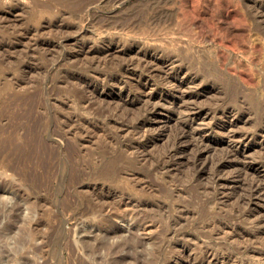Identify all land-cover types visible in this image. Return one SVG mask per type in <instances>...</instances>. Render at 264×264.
Instances as JSON below:
<instances>
[{
  "label": "rangeland",
  "instance_id": "374dc122",
  "mask_svg": "<svg viewBox=\"0 0 264 264\" xmlns=\"http://www.w3.org/2000/svg\"><path fill=\"white\" fill-rule=\"evenodd\" d=\"M192 1L202 15L196 26L187 13ZM215 1L0 0V264H172L177 252L184 248L194 254L202 242L264 264L258 257L251 260V254L242 255L241 249H264L263 240L241 241L238 247L227 233L215 232L211 240L206 238L211 229L201 230L206 220L217 225L240 215L242 210L235 215L230 211L234 199L212 203L213 193L197 185L190 161L183 163V157L174 159L171 173L153 166L160 163L182 119L168 109L174 99L180 101L179 95L170 94L160 76L144 87L139 70H119L183 68L205 87L215 82V89L206 90L195 87L201 82L195 81L187 92L203 91L198 105L217 109L215 117L198 120L215 126L206 138L215 147L216 161L227 148L223 128L228 121L244 133L255 121L252 107L264 109V17L258 29L248 15L258 5L263 12L264 1L230 0L238 17L250 18L243 23L224 22ZM216 24L228 38L239 39L241 51H225V63L219 58L223 50L215 38ZM254 40L261 51L250 46ZM108 49L114 54H99ZM148 53H157L156 59ZM226 67L252 74L254 84H239ZM87 76L93 79L85 82ZM104 76H119L122 83L108 91L101 86ZM236 81L247 102L245 113L242 118H222L218 108L230 106L227 98ZM141 86L155 95L149 103H158L162 113L152 117L148 129L125 130L124 119L142 116L148 95L130 102L122 90ZM86 93L89 105L76 102ZM118 103L128 112L116 115ZM112 117L118 125L110 122ZM141 142L148 145L139 152L135 147ZM260 150L257 141L239 148L249 161L257 159ZM201 180L208 179L204 175ZM257 207L264 212V200Z\"/></svg>",
  "mask_w": 264,
  "mask_h": 264
},
{
  "label": "bare ground",
  "instance_id": "6f19581e",
  "mask_svg": "<svg viewBox=\"0 0 264 264\" xmlns=\"http://www.w3.org/2000/svg\"><path fill=\"white\" fill-rule=\"evenodd\" d=\"M216 1H215L216 2L215 4L217 5V8L223 13V18H221V19H223L224 22L231 23L230 21L233 20L236 22L238 21V22L243 23L246 20L250 19V18L247 19L245 14L238 17V15H240V14H238V12H236V11H238L237 9L234 10L231 8L232 6H230L231 5L230 0H216ZM263 1L264 0H261V2H263ZM260 4H262V3H260ZM195 5H196V3H195ZM195 5H194V2L192 1L190 8L187 6V8H189L187 13H189L188 15L191 17V25H194V26L197 25L198 17H202V15L199 16L200 13L199 14L197 13V8ZM248 10H250L249 7H248ZM199 11H200V9L198 10V12ZM249 13L250 14H248V15H250L251 18H253V19H251V20H253L252 22H254L255 25L258 24V26H256L257 28L258 27L261 28L262 27L261 21L259 19L264 17V14H263L264 11L262 12V10H260V7L258 5V7L255 6V9L251 10ZM250 16H248V17H250ZM80 19H82V18H80ZM243 25L244 24H242V26ZM227 35L228 34L223 30V27H221L220 24L215 25V38H216V41L219 43V47L223 50V51H221V54H219V58L222 59L223 63H225L223 58H222V57H224L225 51L226 52H232V53L241 51V49L239 48V43H238L239 39L237 41V40H235V39H237V37L235 39H233V38H228ZM232 37H235V36H232ZM253 42L254 43H252V44L250 42V44H251L250 46L252 47V49H256V50L259 49L260 45L258 46V43L257 42L255 43V40ZM263 44H261V45H263ZM130 48L132 49L133 47L130 46ZM112 50L114 52H120L121 51V50L114 49V48ZM112 50L111 49H108L105 51L102 50V51H100L99 54H112V53L114 54V52H111ZM124 50H122V51H124ZM94 51H93V54H94ZM147 55H148V57L150 55L151 58L156 59L154 57L157 55V53H155V55L148 53ZM160 55H159V57L161 58ZM146 60H148V59H146ZM149 62L155 63L156 60H149ZM146 63H147V66L148 65L150 66V63H148V62H146ZM166 63L167 62H165V64ZM155 64H158V63L156 62ZM172 64H173V62L171 61V63H168L167 66L172 65ZM130 69H137L140 71L141 76L140 75L139 76L143 77V79L146 80L145 84L143 85L144 87L150 83V79L153 76H155V75L160 76L162 79V86H165L167 88L166 90L170 94H172L174 97H177L179 95V98H180V101L179 100L177 101L176 99H174L172 101V106L168 107V109L170 112L177 113V115L178 114L182 115V119H180V121L177 123L178 128L176 127L177 130L175 129L176 131H175L174 138H173V140L171 139L172 143H169L170 145L168 144L166 146V148H164L165 150H164V153L161 155V160L159 161L160 163L153 165V166H156L158 168V172L171 173L175 167V166H173L174 159L177 158V156L183 157V159H184V160H182L183 163H185V161L186 162L190 161L189 162L191 164L190 167H192V169H193L192 175H193L194 179L196 181H198L197 185H200V187L202 186L204 191H210L211 193H213V195H212L209 192V195L211 194V196H212L210 199V201L212 203L213 202L215 203V201H218V203L224 204V203L230 201V199H232V200L234 199V202L232 205L233 207H232V209H230V211L232 210V213H234V215H235L237 210H242L240 215H238L239 217L236 216V218L235 217L233 218V215L230 214V215H232V218H231V216L228 215L230 217V220L228 223H226V222L225 223H218L217 225H215L214 223L206 220V223L203 225V223L199 221L200 224L202 223V225H203V227H201L202 225L200 226L202 228L201 230H204V229L206 230V228H207L208 230L211 229V231H212V232L208 231L206 238L211 239V240L215 239V232H216L219 234L221 233V236H222V234L227 233V235L233 241V243L234 242L237 243L236 245H238V243L240 244L241 241L242 242L247 241V243H249L248 241H252L253 239L258 240V241L263 240L261 243H264V212L259 207H257V204L260 201L264 200V109L257 108L259 110L256 111L254 109V107H252L253 108V115H252V112H248L249 117L252 118L251 117V115H252L254 118L252 120H255V121L254 122L251 121L252 122L251 124H253L252 125L253 127L250 128L251 130H249L247 132H244V133L238 132L239 130H236L234 128L236 125H234V123L231 122V120L228 121L229 123H227L226 126H224V128H223L224 131L226 130V136L228 139L227 148L224 150V152L222 153L221 156L219 155L220 157H218V159L215 161V147L214 146L212 147L206 138L207 133L209 134V133L215 131V126L211 125V123H210V125L207 127V124L202 125L203 124L202 122H201L202 124H199L198 120H199V118H202V116L215 117V115L217 114V112H216L217 109H215L214 107L213 108L204 107L205 105L202 108L198 105L197 102L200 100L199 99L200 95H201L200 93H203L202 90H201L202 92H200L198 90L187 92L188 91L187 90L188 85L192 84V86H193V83L195 81L196 82L199 81L200 78L198 76L191 78V76H190V75H192L191 71L187 70L186 72H184L183 68H160V67L159 68H154V67L152 68V66H151V68H120L119 70L126 73ZM119 72H118V74H119ZM227 74L229 77L230 76L233 77V75H234V77L237 76V78H239V80H238L239 84L240 83L242 85L244 84V87L249 86V85L252 86L254 84V79H253L252 74H249V73H246L243 71L238 72L237 69L233 71V69L230 70V68L229 69L227 68ZM91 77L92 76H87L84 81L86 82V81L90 80L89 78H91ZM92 79H93V77L91 78V80ZM100 82H102L101 86H103L104 88L108 87V91H113V88H109V87H112V85L120 86V84L122 83L119 76H113V77L104 76V78L101 79ZM238 82L236 81L233 83L238 84ZM208 83H211L210 87H208V86L205 87L206 84H203L202 81L200 83L196 84L195 87L198 86L202 89L206 88V90L215 89V82L209 81ZM238 85H236L235 87L231 86L232 87L231 95L229 96V98H227L229 100V102H231L230 106L225 107L222 111H220L219 110L220 108H218V112H221L220 116L222 118H226V117H228V119H229V117H231V118L232 117H234V118L239 117L240 118L245 113L244 105L246 106L247 102L245 103V99H244L245 97H241L242 91H240L241 87H240V85L239 86ZM143 86H141L139 88L138 87H131L130 89H123L122 90L123 97L130 100V102L138 99L139 96L148 95V99L146 98L148 103H147V106L144 108L143 115L137 119L135 118L134 120H131L132 118L130 120H128L127 119L128 117H126L124 119V121L127 122V127L125 130L135 129V131H136L137 130L136 128H140V127H144L146 129H148L151 127L150 121L152 120V117H156L157 114L162 113V110L157 107L158 103L154 104L155 101H153V103H149L152 99H155V95H153V93L149 94V92H146V89ZM185 88H186V90L184 92ZM87 93L84 94V96H82L79 100L77 99L78 101H76V102L84 104L85 106H86V104L89 105L91 98ZM240 100L242 101L241 103H240ZM222 102L224 103V101H222ZM221 103H219V104H221ZM263 103H264V100H263ZM123 104L118 103L117 106L115 107L116 115L118 113L119 114L122 113V115H124L125 111H127V110H125V111L123 110L124 109V106L122 107ZM196 105L198 107H196ZM258 107H259V105H258ZM248 110H249V108H248ZM112 113H113V111H112ZM134 115H136V114H134ZM217 117H219V116H217ZM112 119H114V117H112L111 120L109 119L110 122L113 123L114 126L118 125L117 122H115V121L113 122ZM124 124H125V122H124ZM121 126L124 127V125H121ZM71 127H72V125H71ZM146 129L144 131L145 133H146ZM142 131H143V129H142ZM69 132H71V131H69ZM144 132H143V134H144ZM255 141H257L260 144L261 154H259V157L257 159H255V160L253 159V161H251V160L249 161L245 157V154L243 152L239 151V148L243 145H244V147H246V146L250 145L251 143H254ZM147 145H148L147 142H141V143H138V145L135 148L140 152V151H143L147 147ZM139 154H141V153H139ZM141 156H142V154H141ZM145 157H147V156H145ZM185 158H186V160H185ZM183 163L181 162V164H183ZM152 164H151V166H152ZM187 165H188V163H187ZM204 175H205L206 180L208 179L207 182L206 181L202 182L203 178L201 180V177H204ZM195 180H194V182H195ZM197 187H198V189L200 188L199 186H197ZM205 194H207V193L205 192ZM207 199H209V198H207ZM205 203H207V202H205ZM228 211H229V209H228ZM228 211H225V212L227 213ZM102 212H103V210H102ZM225 212H224V214H225ZM198 213H201V211ZM106 214H107V212H106ZM202 214L204 215V213H202ZM202 214H201V217L204 218L205 215L202 216ZM206 216H207V214H206ZM223 217H225V216H223ZM211 219L213 220V218H211ZM207 221H208V223H207ZM241 228H246V231L241 230ZM200 232L201 231H199V233ZM202 233L203 232H201V234ZM243 238H245V239H243ZM179 241H182V243H184V244L188 243L187 239H186V242L183 239H181ZM202 244H203V246H202ZM202 244H200V246H201L200 251L201 252L196 251V253H194V254H192V252L191 253L185 252L184 248H183L182 250L177 252V254L175 255V257L172 261V264L178 263V262L184 263V264H194V260L196 261L197 259L199 260V262L195 263V264H251L252 262L249 261V258H248L250 254H251L250 259L252 257H258L261 260L262 259L264 260V249L263 248L260 249L259 251H253L252 247H249V246L245 247L243 245L245 248H241V249H244L243 250L244 252L242 253V255L246 256L247 254H249L247 257L248 260H246L244 258H241V259L238 258V256H237L238 254L236 255L235 253H226V252L224 253V252L216 251L214 243H211V242L206 243L205 242V244H204L202 242ZM241 246H242V244H241ZM238 247H240V245H238ZM102 249H103V247H102ZM198 249H199V247H198ZM134 251H135V249H134ZM241 251L239 253L240 255H241ZM135 253H134V255H135ZM132 257H134V256L132 255ZM135 257H136V255H135ZM192 257H194V259H192ZM138 260H139V258H138ZM169 264H171V263H169Z\"/></svg>",
  "mask_w": 264,
  "mask_h": 264
}]
</instances>
